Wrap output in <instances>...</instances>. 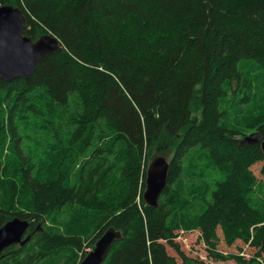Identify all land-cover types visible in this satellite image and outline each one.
<instances>
[{"label": "trees", "instance_id": "obj_1", "mask_svg": "<svg viewBox=\"0 0 264 264\" xmlns=\"http://www.w3.org/2000/svg\"><path fill=\"white\" fill-rule=\"evenodd\" d=\"M4 4L63 49L0 77V227L19 217L32 235L0 264H78L109 227L123 237L103 264H185L181 230L211 261L264 264V0Z\"/></svg>", "mask_w": 264, "mask_h": 264}, {"label": "water", "instance_id": "obj_2", "mask_svg": "<svg viewBox=\"0 0 264 264\" xmlns=\"http://www.w3.org/2000/svg\"><path fill=\"white\" fill-rule=\"evenodd\" d=\"M26 25L27 18L19 7L0 6V77L3 80L29 77L41 58L63 49L61 40L51 33L38 39L24 34ZM262 147L264 150V142ZM169 168L168 159L162 155L149 164L143 195L148 205L158 206V199L167 185ZM29 226L28 220L15 217L0 227V252L13 244L25 245L31 238V234L24 236ZM122 237L120 230L108 228L78 264H103L115 241Z\"/></svg>", "mask_w": 264, "mask_h": 264}, {"label": "rangeland", "instance_id": "obj_3", "mask_svg": "<svg viewBox=\"0 0 264 264\" xmlns=\"http://www.w3.org/2000/svg\"><path fill=\"white\" fill-rule=\"evenodd\" d=\"M153 159L154 158H150L148 160L147 169H148V166L152 162ZM196 232L197 231H182L181 230L180 235L178 236V241L185 244L186 247L188 248L189 254H186V257L182 259V261L185 264H191L195 260H198V261L200 260V261L204 262L205 264H237V262L235 260L211 261L210 259L206 258V255H208V253L206 251H204V249L202 250V248H200L196 244V234H197ZM95 244H96V242H95ZM95 244L93 245V247H86V251L87 252L91 251L95 247ZM220 245L221 246H219V249L221 251H223L225 253L234 252V253H237V255H239V253H240V254L244 255L246 258H250L253 255L252 252H254V250H252L250 247H248V245L244 242H240V243L236 242L235 244H233L231 246H229L228 244H225L223 242V243H220ZM238 245L240 247H237ZM241 247H243L245 250L240 251ZM238 251H240V252H238Z\"/></svg>", "mask_w": 264, "mask_h": 264}, {"label": "bare ground", "instance_id": "obj_4", "mask_svg": "<svg viewBox=\"0 0 264 264\" xmlns=\"http://www.w3.org/2000/svg\"><path fill=\"white\" fill-rule=\"evenodd\" d=\"M30 225H31V223H30ZM29 228H30V226H29ZM29 228H28V229H29ZM109 228H110V227H109ZM114 228H115V227H114ZM27 231H28V230H27ZM26 233H27V232H26ZM26 233H25V235H24L25 237H27L28 235H30V234H27V235H26ZM31 236H32V235H31ZM101 237H102V236H101ZM101 237H100V238H101ZM30 239H31V238H30ZM110 250H111V249H110ZM109 252H110V251H109ZM80 262H81V261H80Z\"/></svg>", "mask_w": 264, "mask_h": 264}, {"label": "flooded vegetation", "instance_id": "obj_5", "mask_svg": "<svg viewBox=\"0 0 264 264\" xmlns=\"http://www.w3.org/2000/svg\"><path fill=\"white\" fill-rule=\"evenodd\" d=\"M29 230V229H28ZM28 232V231H27ZM28 233H26V235H27Z\"/></svg>", "mask_w": 264, "mask_h": 264}]
</instances>
